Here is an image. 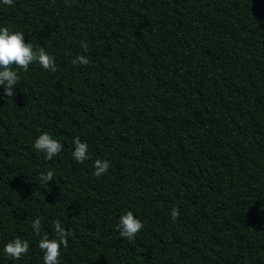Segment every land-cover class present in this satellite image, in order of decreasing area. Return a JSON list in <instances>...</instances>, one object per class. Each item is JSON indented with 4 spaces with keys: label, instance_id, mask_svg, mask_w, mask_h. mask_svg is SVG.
Segmentation results:
<instances>
[{
    "label": "trees",
    "instance_id": "trees-1",
    "mask_svg": "<svg viewBox=\"0 0 264 264\" xmlns=\"http://www.w3.org/2000/svg\"><path fill=\"white\" fill-rule=\"evenodd\" d=\"M0 26L55 57L0 87V248L30 245L15 264H43L37 216L71 232L60 264H264V0H14ZM45 131L64 145L51 161L32 147Z\"/></svg>",
    "mask_w": 264,
    "mask_h": 264
},
{
    "label": "clouds",
    "instance_id": "clouds-1",
    "mask_svg": "<svg viewBox=\"0 0 264 264\" xmlns=\"http://www.w3.org/2000/svg\"><path fill=\"white\" fill-rule=\"evenodd\" d=\"M14 0H0L2 6H12ZM81 47L87 53V44L81 42ZM38 63L39 66L46 71H55V57L47 51L46 47H34L33 43L25 42V33L20 30L12 29L8 26H0V87L3 88V94L6 97H13L15 89L21 79L19 71H28L29 65ZM73 63L87 64L86 55H78ZM72 158L77 164H82L90 159L89 145L86 141H82L79 136L73 138ZM32 147L35 151L44 154V159L51 161L59 153L62 152L64 145L58 139L48 132H41L33 141ZM111 162L106 158H98L92 162V174L101 177L109 172ZM51 180H55V173L49 169L41 172L39 181L47 184ZM178 209L173 207L171 217L176 218ZM31 229L33 233L40 238L38 247L42 252L43 264H60L61 252L66 248L71 232L63 228L61 222L57 220L55 225V235L49 236L41 234V218L34 217L31 221ZM143 223L133 211L128 210L119 216L116 225L119 235L129 241L133 240L136 234L142 230ZM29 241L19 236L14 237L4 243L0 248V254L8 257L12 264L19 261L29 252Z\"/></svg>",
    "mask_w": 264,
    "mask_h": 264
}]
</instances>
